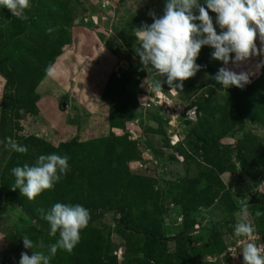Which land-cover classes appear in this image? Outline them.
Masks as SVG:
<instances>
[{
  "label": "rangeland",
  "instance_id": "374dc122",
  "mask_svg": "<svg viewBox=\"0 0 264 264\" xmlns=\"http://www.w3.org/2000/svg\"><path fill=\"white\" fill-rule=\"evenodd\" d=\"M163 9L164 0H30L27 20L0 9V264L31 256L25 236L47 252L58 234L43 213L55 203L80 204L90 220L50 264H244L242 209L264 246V56L230 62L250 83L225 90L212 79L222 63L203 47L183 90L156 93L132 30ZM52 153L71 169L54 189L34 200L12 190V168Z\"/></svg>",
  "mask_w": 264,
  "mask_h": 264
},
{
  "label": "clouds",
  "instance_id": "9594fccd",
  "mask_svg": "<svg viewBox=\"0 0 264 264\" xmlns=\"http://www.w3.org/2000/svg\"><path fill=\"white\" fill-rule=\"evenodd\" d=\"M29 7L30 0H0V9H7L21 20L28 19ZM209 12L215 14L214 21ZM149 16L151 24H142L132 31L138 41L136 56L142 70L148 73L143 83L156 93L162 91L163 85L171 91L183 90V81L201 71L202 66L196 61L203 47L211 48V58L222 63L212 79L225 90L243 89L250 83L251 74L230 70L227 67L230 62L236 65L251 57L264 56V0H164L163 14L157 17L149 12ZM259 66H264V60ZM48 73L53 74L51 68ZM5 143L16 153L27 152L26 146L10 137ZM68 162L67 155L52 153L40 155L32 165L14 167L12 190L34 200L45 190L54 189L66 176L71 170ZM238 215L234 235L243 238L240 242L244 243L241 251L244 264H264V246L252 242L256 239L255 227L248 222L247 211L242 209ZM43 219L48 222L49 234H58L56 242L48 246L47 252H36L32 251L33 241L23 237L20 240L24 249L32 254L21 252L19 264H50L58 249L70 253L88 225L90 211L80 204L55 203L43 213Z\"/></svg>",
  "mask_w": 264,
  "mask_h": 264
},
{
  "label": "trees",
  "instance_id": "16d2710c",
  "mask_svg": "<svg viewBox=\"0 0 264 264\" xmlns=\"http://www.w3.org/2000/svg\"><path fill=\"white\" fill-rule=\"evenodd\" d=\"M139 179V178H138ZM207 198H209V197H204V198H202L203 199V201H202V203L203 202H206V200H207ZM195 202H197V203H201V200L200 199H197V198H195ZM29 216H31V218H32V220H33V217H32V215L28 212L27 213ZM190 230V229H189ZM149 236V239L152 241V242H158V244L160 243H164V241L165 240H161V238L160 237H157V236H153V235H151L150 233H146V236ZM147 251H149V250H147Z\"/></svg>",
  "mask_w": 264,
  "mask_h": 264
},
{
  "label": "water",
  "instance_id": "95a60500",
  "mask_svg": "<svg viewBox=\"0 0 264 264\" xmlns=\"http://www.w3.org/2000/svg\"><path fill=\"white\" fill-rule=\"evenodd\" d=\"M62 107H63V108L65 107V103L62 104Z\"/></svg>",
  "mask_w": 264,
  "mask_h": 264
}]
</instances>
